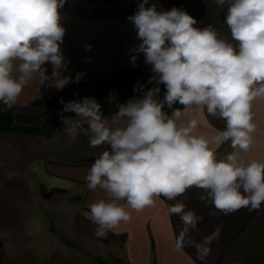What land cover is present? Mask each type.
Listing matches in <instances>:
<instances>
[{
    "label": "clouds",
    "instance_id": "obj_1",
    "mask_svg": "<svg viewBox=\"0 0 264 264\" xmlns=\"http://www.w3.org/2000/svg\"><path fill=\"white\" fill-rule=\"evenodd\" d=\"M65 2L0 0V102L9 108L37 77L41 85L57 90L83 78V73L75 81L62 75L67 63L60 49L65 28L59 9ZM216 4L227 5L231 41L211 26L194 27L197 21L183 9L158 11L155 4L146 6L148 0L128 17L142 41L131 51L143 53L152 66L155 75L149 82L165 85L163 101L156 98L157 86L140 99L118 105L108 118L94 97L67 103L61 98L68 143L83 134L90 147L108 145L85 177L89 190L105 194L89 204L86 213L97 226V237L130 222L128 209L141 212L153 207L157 197L176 200L190 188L203 189L200 199L225 215L241 208L257 211L264 204V160L245 156L256 142L253 104L264 100V0ZM91 47L86 45V50ZM136 60L131 57L134 65ZM46 62L52 65L51 76L43 67ZM177 102L183 108H173ZM207 116L224 120L225 128L205 131ZM229 141L233 151L218 159L217 149ZM185 208L180 202L168 209L184 225L177 250L201 219ZM213 239H219V228L195 245L201 260Z\"/></svg>",
    "mask_w": 264,
    "mask_h": 264
},
{
    "label": "crops",
    "instance_id": "obj_2",
    "mask_svg": "<svg viewBox=\"0 0 264 264\" xmlns=\"http://www.w3.org/2000/svg\"><path fill=\"white\" fill-rule=\"evenodd\" d=\"M179 1V9L197 21L194 27L211 26L222 38L231 41L225 22L227 5L220 7L216 0H155V3L159 11H169ZM65 3L96 11L125 8L121 0H66ZM59 12L65 28L60 49L67 63L62 75L75 81L78 73L84 74L79 82H70L63 89L105 79L127 67L152 71L143 53L131 51L142 42L128 19L135 13L87 18L65 8ZM86 45H91V50H86ZM134 55L135 65L131 62ZM43 67L51 76V63L46 62ZM59 91L41 85L37 77L23 89L16 104L9 108L0 102V110L10 109L15 114L48 122L60 111L33 107L31 103ZM253 112L258 126L256 142L245 156L264 160V100L254 102ZM206 118L207 132L223 130L226 126L218 117ZM106 149L108 145L90 147L88 137L83 134L69 144L64 128L49 137L0 132V264H97L95 258L109 264H264V204L257 211L241 208L225 215L210 201L201 200L204 190L198 188L188 189L176 200L157 197L153 207L141 212L128 209L130 222L121 223L106 237H97V226L86 213L90 212L88 205L105 194L99 189L89 190L85 177L95 158ZM232 151L230 141L225 142L217 149L216 156L223 159ZM32 173L37 176L36 186ZM42 183L49 186L42 188ZM49 192L52 196L43 198ZM180 202L186 205L185 211L192 210L201 219L186 234L183 247L177 250L176 239L184 225L180 216L170 214L168 209ZM48 203L62 239L48 231L49 216L38 209L41 204L48 211ZM218 228L219 239H213L208 255L201 260L195 245Z\"/></svg>",
    "mask_w": 264,
    "mask_h": 264
},
{
    "label": "trees",
    "instance_id": "obj_3",
    "mask_svg": "<svg viewBox=\"0 0 264 264\" xmlns=\"http://www.w3.org/2000/svg\"><path fill=\"white\" fill-rule=\"evenodd\" d=\"M181 1L176 5L180 8ZM138 10V9H137ZM132 11L126 12L125 9L112 11H99L100 16H123L136 13ZM155 74L150 70H144L141 67H127L113 73L105 79L94 82H81L69 86L58 93L45 96L31 103L33 107L43 109H63L64 104L60 103L61 98L64 103L69 101H80L84 97H94L101 105V111L105 117H111L118 110V105L125 104L132 99H140L141 95L149 89L159 87L160 91L156 97L163 101L166 93L164 84H156L155 80L149 82ZM114 97L113 101H109V97ZM173 108H183V105L178 102L173 105ZM168 114H171L172 109L165 107ZM72 117L70 115H65ZM64 128L61 117H58L51 122H44L36 118L15 114L12 110H0V132H19L32 135L51 136L56 130ZM97 264L102 261L100 258L94 259Z\"/></svg>",
    "mask_w": 264,
    "mask_h": 264
},
{
    "label": "rangeland",
    "instance_id": "obj_4",
    "mask_svg": "<svg viewBox=\"0 0 264 264\" xmlns=\"http://www.w3.org/2000/svg\"><path fill=\"white\" fill-rule=\"evenodd\" d=\"M121 2H122V7H125V8H123V9H125L126 10V12H128V11H132V12H135L137 9H138V5L142 2V0H121ZM153 4H155L156 6H157V10L159 11L160 9H159V6L155 3V0H148V5H146V6H151V5H153ZM62 8H65V9H67V10H71V11H73L74 13H76V14H79V15H82V16H85V17H87V18H99L100 17V14H98V12L99 11H102V10H99V11H96V10H89V9H86V8H84V7H80V6H77V5H74V4H72V3H64V6L62 7ZM164 8L165 9H167V6L166 5H164ZM176 8V7H175ZM119 10H122V9H118V10H115V11H112V12H116V11H119ZM104 11H108V10H104ZM165 11V10H164ZM53 109H55V110H58V111H60L59 112V114L54 118V119H56V118H58V117H60V113H61V109H57V108H53ZM73 114L75 115V113H71V112H65L64 113V116L65 115H70V116H72L73 117ZM53 119V120H54ZM52 121V120H51ZM51 121H48V122H51ZM31 177L32 178H34V182H33V185H35L36 186V184H35V178H37V176L34 174V173H32L31 174ZM48 185V184H47ZM46 185V183H42V185H41V187L42 188H45V187H48ZM34 186V187H35ZM56 191V190H55ZM33 192L35 193V191L33 190ZM53 192V191H52ZM52 192H49V193H46V194H44V196H43V198H49V197H51L52 195ZM42 195H43V193H42ZM41 195V196H42ZM46 201V200H45ZM42 204L44 205V202L42 201ZM43 205H39L38 206V209H40V210H42L43 211V213H47L48 214V216H49V223H48V231L49 232H51V233H53V234H56L57 235V237H59V239H62L63 237H62V235H59L60 234V232L59 231H57L58 230V227H56V225H55V223H54V216L55 215H52L50 212V210H49V208H50V203H48V206H47V208H48V211H47V209H43L42 208V206ZM45 211V212H44ZM102 260V259H101ZM102 261H104V260H102ZM96 262V261H95ZM106 262V261H105ZM108 263V262H107ZM109 264V263H108Z\"/></svg>",
    "mask_w": 264,
    "mask_h": 264
},
{
    "label": "water",
    "instance_id": "obj_5",
    "mask_svg": "<svg viewBox=\"0 0 264 264\" xmlns=\"http://www.w3.org/2000/svg\"><path fill=\"white\" fill-rule=\"evenodd\" d=\"M99 264H108L107 262H105V261H100V263Z\"/></svg>",
    "mask_w": 264,
    "mask_h": 264
}]
</instances>
